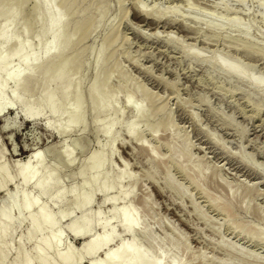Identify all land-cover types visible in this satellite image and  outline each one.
<instances>
[{
    "label": "rangeland",
    "instance_id": "1",
    "mask_svg": "<svg viewBox=\"0 0 264 264\" xmlns=\"http://www.w3.org/2000/svg\"><path fill=\"white\" fill-rule=\"evenodd\" d=\"M61 2L67 7L65 27L72 41L60 54L36 66L34 59L43 55L51 38L47 12L39 0H1L0 27L5 26L4 13L10 7L16 16L8 30L10 41L2 46L4 54L19 53L7 61L9 70L30 74L25 90L19 92L25 104L36 108L46 91L57 90L50 77L67 58L73 81L67 113L60 120L47 111L44 119H24L23 106L13 96V81L6 84L3 100L7 106L0 112V163L7 167L13 184L0 173L5 184L0 213L9 212V218L0 216V264H24L35 258L38 236L24 211L27 199L37 201L56 219L54 232L61 233L60 250L79 252L85 239L101 234L95 219L99 209L109 228H115L117 241L128 242L121 219L113 220L112 211L123 206L118 192L130 189L132 181L135 186L129 204L142 227L165 244L167 251L172 252L170 242H179L185 253L176 254L185 264H264V243L240 232L246 227L264 235V0ZM26 10L35 23L31 37L21 23ZM214 61L236 67L261 85L226 74ZM96 79L115 96L105 111L91 109L90 89ZM134 86L139 92L130 106L126 99ZM77 93L83 95L79 112L88 117L64 132ZM144 94L150 97L143 102L146 122L130 136L127 127L136 121V104L145 99ZM56 100L65 105L58 90ZM48 121L57 128L47 125ZM113 121L116 125L108 138L103 129ZM163 124L169 127L157 131ZM79 137L84 141L82 147L76 145ZM143 144L150 152L142 149ZM61 150L72 153V165H65L55 154ZM39 151H45L48 163L40 170L41 177H50L48 189L24 186L18 178L16 166L29 160L34 166ZM95 153L104 159L100 180L109 173L113 176L114 190L108 197L116 200L104 203L103 195L97 193L92 206L81 211L77 203L83 180L92 191L98 188L90 180L96 171L82 178L79 169L89 167ZM152 155L160 160L159 165ZM178 163L194 169L204 191L185 176ZM71 188L75 193L69 192ZM5 194L16 197L15 206ZM208 194L230 205L234 218L212 206ZM65 212L73 215L63 218ZM87 224L91 225L88 236L73 232ZM133 237L149 249L144 237ZM80 256L82 264H89L90 260ZM97 260L103 261L104 254Z\"/></svg>",
    "mask_w": 264,
    "mask_h": 264
},
{
    "label": "bare ground",
    "instance_id": "2",
    "mask_svg": "<svg viewBox=\"0 0 264 264\" xmlns=\"http://www.w3.org/2000/svg\"><path fill=\"white\" fill-rule=\"evenodd\" d=\"M39 2L41 4L42 9L47 12L50 18L51 38L50 41L45 45L43 55L34 59V63L36 66H39L43 60H49L64 51L65 48L71 43L73 38V36L69 35L66 31L65 19L67 7L62 5L61 0H39ZM28 6H30V4ZM54 6L59 7V10L55 9ZM262 7L264 8V6ZM138 10L140 12H145L140 7H138ZM1 14L2 9L0 0V15ZM31 15V11L26 10L21 19V23L23 24L25 33L28 37L32 36L35 27V23L34 21H32ZM150 15L153 16L154 14ZM160 15L161 14H156V16ZM4 16L5 26L0 27V76H4V78L0 80V112L5 106L3 96L5 94L6 84L9 80H12L14 83L13 96L15 100L18 103H21V105L23 106L21 109V115L24 119L33 121L44 119V113L45 111H47L53 118L60 120L67 113V105L71 95V86L73 80L70 77L71 74L67 70L70 64V59L67 58L60 62L58 70L55 71V73L50 77V81L54 84H57V90L60 92L65 105L58 104L56 100L57 90H49L46 91L45 94L42 96L38 107L33 108L28 106L27 104H25L23 97L19 96V92L23 89L25 90V82L30 78V74L27 71H20L17 73L10 72L7 61L9 60V58L19 56V53L13 52L12 54L7 55L4 54L2 51V46L10 41L8 30L12 26V23L16 17L14 8L10 7L4 13ZM233 26L239 27L238 24H234ZM108 46L109 43H107V47ZM190 54H192L191 56L197 57L195 53ZM214 62L215 67L225 72L226 74L230 76H236L240 79H247L243 73L237 70L236 67L228 65L223 61ZM118 77L120 78L122 76L120 75ZM247 80L256 86L261 85L260 81H254L250 79ZM137 92H139V89L138 87L134 86L133 91L128 94V97L126 99L128 105L131 106L134 104V97L137 95ZM144 97L145 99H141L136 104V121H134L127 127V132L130 136H135L138 131V126L141 124L143 125L146 122L148 112L145 110L143 102L147 100V98L150 99V97H148L147 94H144ZM82 102L83 95L81 93H77L75 99V107H73L74 109H71L68 122L65 127H63L64 132H68L77 128L79 124L83 123L87 119L88 114H80L79 112V108L81 107ZM114 102L115 96L109 94L106 91L105 85H101L98 79H96L90 89L91 109L94 111H105L110 107L111 104H114ZM46 124L51 126L52 128L55 127L49 121ZM115 125L116 122L113 121L107 126H105V128L103 129V134L110 138ZM168 127L169 125L163 124L158 128L157 131H159L160 129H167ZM76 145L78 147H82L84 145V141L81 137L76 140ZM168 148L171 153L175 154L174 147L169 146ZM142 149L150 152L148 149H146L144 144L142 145ZM35 154L36 155L34 166H30V160L29 162H27V164L22 166H18L16 164L18 178L21 180L24 186L33 184L34 186L43 189H48L50 188V177L47 176L43 178L41 177L42 174L40 175V170L48 166V163H45V161H47L44 156L45 151H39ZM55 154L60 157V159L65 165H72L70 162L73 160L71 159V157L73 156L72 153H67L64 150H61L59 152H55ZM89 160L90 166L87 168L83 166L80 167L79 175L82 178H85L87 172L94 169L96 171V174L95 176L91 177L90 180L91 182L97 185L98 189L97 192L92 191L88 188V181L83 180L81 186L83 189V194L80 198V202L77 203V209L81 211H84L85 209L92 206L94 197L97 193L103 195L104 203L114 202V200H116V198L108 197L110 195V192L114 190L113 176L109 173L104 175L102 177L103 179L100 180V174L104 166V159L101 154L95 153L89 158ZM152 160L156 165H159L161 163L159 162L160 160H156V157H154L153 155ZM52 166L55 165L52 164ZM178 166L179 169L192 183H194L198 188H200L201 191H204L203 188L199 186V184H197L196 182L197 174H195L194 169H187L180 163H178ZM0 173L6 180V182L10 183L11 185L13 184V180L11 181V177H9L8 175L9 172L7 171V167L2 165L1 163ZM123 176L125 177L124 172ZM150 177L151 174L149 178ZM4 185L5 184L0 181V192H5ZM130 185V189L126 191L119 190L118 194H120L121 198L124 201V204L120 209H114L112 211V219H121V228L123 231V235L129 237L130 240L128 242H126L125 240L117 241V238H119V236L117 235L115 228H109V222L105 221L103 212L99 209L95 212V219L96 224H98V226L101 227L103 231L99 236H92L88 239H85L79 249V252L73 249H59L60 240L62 237L61 233L54 232L57 226L56 219L52 214H50L47 209H45L44 207H39L37 205V201L27 199L24 205V211L28 213V220L31 222L32 232L38 236V239L36 240L34 245L35 258L26 259L24 264H82V258L80 255H83L84 258L90 260L89 264H164L166 262H168V264H185L184 261L178 259L176 254L177 251L185 253V251L181 250L182 246L179 242H170V244L168 245H170L172 252L167 251L165 244L158 243L153 237L151 231L142 227L140 220L136 215V212L131 208L129 204V201L131 199L130 197L133 195L135 181H132ZM173 189L176 190L178 193L182 194V192L178 189ZM69 192L73 194L75 193V189L71 188ZM5 196L11 198L14 203L13 206H15L16 197L13 194H5ZM56 196L57 198H60V195L58 193H56ZM207 199L212 206L219 207L222 212L225 213L227 217H229V219L234 218V211L230 205L219 203L216 197L214 198L212 196H209V194L207 195ZM62 215L63 218H69L73 215V212H65ZM0 216L9 218V212L7 210H4L0 213ZM90 226V224H87V227L84 226V228L79 230L73 229V232L76 235H81L83 237L88 236V234L91 232ZM2 232L3 230L0 227V235L2 234ZM240 232L247 234L252 239H256L264 243V235L258 233L255 229L241 227ZM137 234L146 239L149 247L148 250L143 249L140 244L135 240L133 236ZM227 252L230 254V251L227 250ZM99 254H104L103 261L97 260V256ZM1 260L2 258L0 254V261Z\"/></svg>",
    "mask_w": 264,
    "mask_h": 264
}]
</instances>
